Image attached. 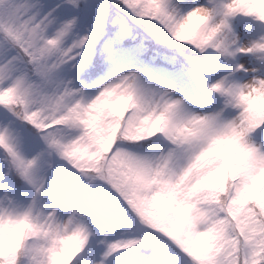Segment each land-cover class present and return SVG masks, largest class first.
<instances>
[{
  "label": "snow or ice",
  "instance_id": "1",
  "mask_svg": "<svg viewBox=\"0 0 264 264\" xmlns=\"http://www.w3.org/2000/svg\"><path fill=\"white\" fill-rule=\"evenodd\" d=\"M0 264H264V0H0Z\"/></svg>",
  "mask_w": 264,
  "mask_h": 264
}]
</instances>
